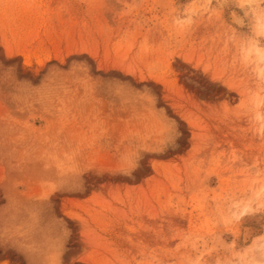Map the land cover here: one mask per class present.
<instances>
[{"label": "rangeland", "instance_id": "obj_1", "mask_svg": "<svg viewBox=\"0 0 264 264\" xmlns=\"http://www.w3.org/2000/svg\"><path fill=\"white\" fill-rule=\"evenodd\" d=\"M0 264H264V0H0Z\"/></svg>", "mask_w": 264, "mask_h": 264}, {"label": "bare ground", "instance_id": "obj_2", "mask_svg": "<svg viewBox=\"0 0 264 264\" xmlns=\"http://www.w3.org/2000/svg\"><path fill=\"white\" fill-rule=\"evenodd\" d=\"M240 18H241V17H240ZM240 18H239V19H240ZM240 20H241V19H240ZM240 20H239V22H240L239 24H241V21H240Z\"/></svg>", "mask_w": 264, "mask_h": 264}]
</instances>
